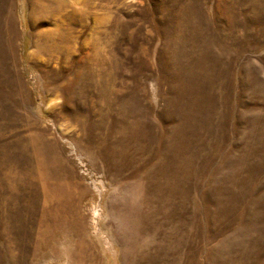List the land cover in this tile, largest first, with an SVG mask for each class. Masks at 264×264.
Instances as JSON below:
<instances>
[{"label":"rangeland","instance_id":"rangeland-1","mask_svg":"<svg viewBox=\"0 0 264 264\" xmlns=\"http://www.w3.org/2000/svg\"><path fill=\"white\" fill-rule=\"evenodd\" d=\"M0 264H264V0H0Z\"/></svg>","mask_w":264,"mask_h":264}]
</instances>
